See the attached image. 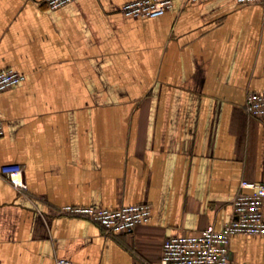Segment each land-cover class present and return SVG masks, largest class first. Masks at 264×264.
<instances>
[{"label": "crops", "instance_id": "0c3cea01", "mask_svg": "<svg viewBox=\"0 0 264 264\" xmlns=\"http://www.w3.org/2000/svg\"><path fill=\"white\" fill-rule=\"evenodd\" d=\"M129 0H0L3 264H156L166 236L219 229L241 180L264 184V4L173 0L157 17H125ZM148 204L132 232L105 234L65 204ZM264 212V209H263ZM233 264H264V235H233Z\"/></svg>", "mask_w": 264, "mask_h": 264}, {"label": "built area", "instance_id": "2783aa9c", "mask_svg": "<svg viewBox=\"0 0 264 264\" xmlns=\"http://www.w3.org/2000/svg\"><path fill=\"white\" fill-rule=\"evenodd\" d=\"M48 9L61 7L73 0H42ZM203 1V0H185ZM239 4L259 3L264 0H235ZM173 0H129L124 2L119 12L125 17H157L172 6ZM24 79V74L13 68L0 70V91ZM246 113L255 118L264 117V92L246 91L243 103ZM3 121L0 116V136ZM0 177L13 187L25 189L24 168L19 163L3 164ZM264 184L258 181L241 180L239 190L231 199L229 219L216 229L209 224L197 233H182L166 236L156 264H233L229 255L230 239L233 235H264ZM78 217L97 224L103 233L132 232L149 220L148 204H127L115 209L87 205L65 204L52 211ZM59 258L56 264H68ZM0 264L3 262L0 260Z\"/></svg>", "mask_w": 264, "mask_h": 264}]
</instances>
